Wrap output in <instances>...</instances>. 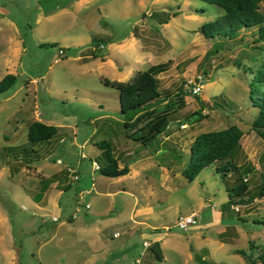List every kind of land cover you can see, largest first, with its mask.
<instances>
[{"label":"rangeland","instance_id":"1","mask_svg":"<svg viewBox=\"0 0 264 264\" xmlns=\"http://www.w3.org/2000/svg\"><path fill=\"white\" fill-rule=\"evenodd\" d=\"M80 3L0 0L25 48L14 83L0 92V264H264L256 258L264 251V159L257 162L264 140L251 128L262 87L250 85L264 68V40L254 39V27L231 39L205 38L200 25L223 11L201 0ZM258 8L264 16V0ZM153 64L163 65L159 97L169 102L181 89L184 105L141 145L129 137L141 123L123 129L118 91L104 80L127 82ZM196 74L204 79L192 95L185 81ZM34 118L56 126L60 142L52 141L44 162L6 155L8 147L37 149L26 138ZM231 124L242 131L231 155L236 169L222 177L215 167L225 160L215 161L185 179L193 138ZM100 140L112 143L128 173L105 177L94 169L93 162L105 163ZM58 169L57 188L39 201L45 177ZM237 175L250 193L262 194L243 197L237 211L234 204L222 209ZM190 213L193 226H175ZM155 240L160 260L148 249Z\"/></svg>","mask_w":264,"mask_h":264},{"label":"trees","instance_id":"2","mask_svg":"<svg viewBox=\"0 0 264 264\" xmlns=\"http://www.w3.org/2000/svg\"><path fill=\"white\" fill-rule=\"evenodd\" d=\"M208 4H213L222 9V13L210 21L200 25V31L205 38L212 39L215 36L231 39L239 29L255 28L256 40H264V16L259 11L258 4L260 0H201ZM215 47L219 42H212ZM93 44V43H91ZM214 47V48H215ZM96 48V46H95ZM95 48L91 51V56L95 57ZM98 49V47L96 48ZM211 54L210 50L205 52V57ZM163 68L162 64L150 65L147 69L137 72L127 82H111L104 80V84L114 87L119 96V113L122 117V127L128 131L129 126L134 122L141 123L138 128H132L129 137L133 141L146 145L156 136L161 134L168 122L169 115L183 107V98L185 91L179 89V94L174 100L167 102L165 98H160L156 74ZM16 75L6 74L0 79V92L11 87L15 81ZM254 82L262 87V92L252 100L253 105L257 106L258 112L251 122V128L264 140V68L257 69L252 76L250 85ZM197 95V94H192ZM163 105L162 107H160ZM196 120L203 116L200 112H194ZM59 136L57 127L45 124L40 121H32L27 125V141L32 147L30 150L24 148L8 147L3 151L6 155L13 158L22 156L24 162L40 160L44 158V153L51 151V143L54 139L58 141ZM242 131L234 124L228 125L219 130H210L197 134L189 147V161L181 170L182 176L191 181L199 171L205 166L215 161L225 160L221 165L215 167V171L221 173L222 177L226 171L236 169L232 164L231 155L238 147ZM55 140V141H56ZM101 149V155L104 158V165L97 164V171L105 177H117L127 173L126 165L118 167L117 159L113 154L112 143L106 140H100L95 143ZM39 149V150H38ZM28 158L25 159V155ZM24 155V156H23ZM32 157V158H31ZM247 169H244L246 171ZM236 183L227 189V201L222 205V209L235 203H241L246 195L247 200L253 199L256 195H261V191L250 193L248 186L242 178L237 175ZM48 185L50 179L45 180ZM42 186L40 192L36 194L39 198L42 191L47 186ZM263 188L261 187V190ZM149 252L152 258L161 259V251L158 240L149 245ZM258 262L264 263V251L257 257ZM197 259L201 262L200 259ZM255 262H253L254 264Z\"/></svg>","mask_w":264,"mask_h":264},{"label":"crops","instance_id":"3","mask_svg":"<svg viewBox=\"0 0 264 264\" xmlns=\"http://www.w3.org/2000/svg\"><path fill=\"white\" fill-rule=\"evenodd\" d=\"M77 4H81L80 0H75ZM40 17V14L38 15V19ZM0 79L6 75V74H13L17 75L18 67L21 62L22 53L24 51V41L20 36L19 28L16 23V21L10 17L9 15L5 14L4 11H0ZM33 81V79L31 80ZM29 83H24L23 87L27 90V92H30ZM17 92V89L13 90L8 96H12ZM34 120L38 121V119ZM61 137L58 139L60 142ZM44 158L40 159L39 161L44 162ZM118 164V163H117ZM127 166V165H126ZM118 167L120 165L118 164ZM127 173L130 171V169L127 166ZM61 169H58L55 173H51L48 177H45V180L50 179V182L48 185L44 188V190L41 193V196L39 197V201H41L45 195V192L49 186H53L57 188L59 184V174L57 172H60ZM125 175V174H124ZM47 178V179H46ZM42 187L40 188V190ZM39 190V191H40ZM135 260V259H134ZM135 264V263H134Z\"/></svg>","mask_w":264,"mask_h":264},{"label":"built area","instance_id":"4","mask_svg":"<svg viewBox=\"0 0 264 264\" xmlns=\"http://www.w3.org/2000/svg\"><path fill=\"white\" fill-rule=\"evenodd\" d=\"M62 53H63L62 50L59 48L57 50V54L60 55ZM203 79L204 77L201 74H196L192 76V78L186 79L185 86L187 87L188 92L191 94H198L202 87ZM93 166L95 170L98 167L97 164L94 162H93ZM71 173H74V172H71ZM72 179L73 180L77 179V175L75 173L72 175ZM237 204L238 203H235L233 205V209L236 211L238 210ZM195 223H196L195 214L190 213L188 215H184L180 217L179 219H177L175 226H177L181 230H187L189 226H193ZM143 246L147 247L148 246L147 242L143 241Z\"/></svg>","mask_w":264,"mask_h":264},{"label":"water","instance_id":"5","mask_svg":"<svg viewBox=\"0 0 264 264\" xmlns=\"http://www.w3.org/2000/svg\"><path fill=\"white\" fill-rule=\"evenodd\" d=\"M264 159V152L259 156L257 162L260 163Z\"/></svg>","mask_w":264,"mask_h":264}]
</instances>
